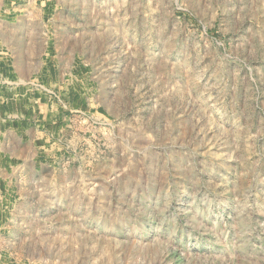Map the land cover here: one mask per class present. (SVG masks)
<instances>
[{"label":"rangeland","instance_id":"rangeland-1","mask_svg":"<svg viewBox=\"0 0 264 264\" xmlns=\"http://www.w3.org/2000/svg\"><path fill=\"white\" fill-rule=\"evenodd\" d=\"M0 264H264V0H0Z\"/></svg>","mask_w":264,"mask_h":264}]
</instances>
